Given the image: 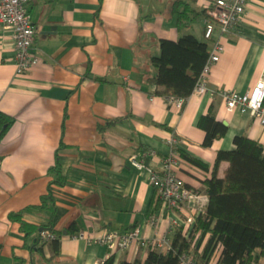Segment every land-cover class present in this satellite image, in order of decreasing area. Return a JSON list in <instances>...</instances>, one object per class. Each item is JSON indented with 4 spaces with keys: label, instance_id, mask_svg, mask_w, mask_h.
Here are the masks:
<instances>
[{
    "label": "crops",
    "instance_id": "obj_1",
    "mask_svg": "<svg viewBox=\"0 0 264 264\" xmlns=\"http://www.w3.org/2000/svg\"><path fill=\"white\" fill-rule=\"evenodd\" d=\"M206 2L31 0L38 61L23 73L15 66L11 32L0 26V264H101L110 256L108 249L75 238L80 230L98 236L140 226L152 236L148 216L157 194L146 169L160 167L173 137L178 140L174 150L178 146L207 167L180 157L179 174L196 188L211 176L217 151L234 147V136L264 146V124L248 113L229 112L221 95L244 93L264 79V0H248L242 22L223 37L225 49L211 67L205 93L192 92L177 108L149 81L156 73L150 59L159 55V40L191 34L205 41ZM182 11L195 17L178 28ZM209 109L227 130L203 147L197 121ZM55 152L65 183L51 187L54 212L30 209L47 191ZM134 153L145 154L144 170L129 164ZM227 166L219 163V178ZM18 211L33 228L51 224L59 240L56 256L50 242L32 248L36 230L25 235L19 222L9 219ZM147 252L132 245L112 254L113 264L144 261ZM254 263L264 264V255Z\"/></svg>",
    "mask_w": 264,
    "mask_h": 264
},
{
    "label": "trees",
    "instance_id": "obj_2",
    "mask_svg": "<svg viewBox=\"0 0 264 264\" xmlns=\"http://www.w3.org/2000/svg\"><path fill=\"white\" fill-rule=\"evenodd\" d=\"M193 17L195 14L189 16L185 11L177 12L178 28L185 26ZM159 50V55L150 59L156 73L149 81L156 87H161L155 93L165 98H183L185 101L192 93L207 59L208 43L191 34H184L175 41L159 40ZM197 126L204 131L201 143L203 147H210L227 130L225 125L215 120L211 109L198 118ZM233 145L231 150L217 151L212 174L202 181L209 202L204 217L197 219L196 227L201 229L203 235L206 232L210 235L201 253L194 250L196 264H207L217 243L221 245L217 264H246L264 255V146L245 135L234 136ZM175 151L187 162L207 169L200 160L189 156L178 146H175ZM221 161H227L228 166L224 176L219 178L217 168ZM47 173L51 176L47 191L40 197L39 204L29 207L30 209L45 208L54 212L51 187L65 183L57 152ZM159 206L160 200L157 198L151 206V212L159 209ZM9 219L18 221L20 230L25 235L36 230L31 245L36 250H40L45 243L40 232L49 230L54 235V238L48 240L52 255L58 254V235L51 224L33 228L21 219L20 211L9 214ZM69 229L76 231L73 226ZM171 246L172 250L168 253L149 249L144 261L121 260L118 264H179L178 255L189 251L190 244L177 230L173 234ZM113 260L110 255L101 264H113Z\"/></svg>",
    "mask_w": 264,
    "mask_h": 264
},
{
    "label": "built area",
    "instance_id": "obj_3",
    "mask_svg": "<svg viewBox=\"0 0 264 264\" xmlns=\"http://www.w3.org/2000/svg\"><path fill=\"white\" fill-rule=\"evenodd\" d=\"M31 0H0V26L11 32L15 66L23 73L33 68L38 61L32 44L35 29L30 21L28 5ZM248 0H207L203 9V38L211 44L208 56L193 88V93L201 95L207 91V77L211 67L219 60L225 49L223 37L237 29L242 22ZM226 109L240 113H248L260 124H264V79L258 80L254 86L244 92L223 91ZM167 100L177 108H181L184 99L168 97ZM1 115V114H0ZM178 140L170 141L171 152L161 159L158 169H146L148 183L155 189L160 200L159 211L151 212L148 222L153 226L152 236H145L140 226H133L125 231L109 230L98 236L86 231H78L74 237L86 242L104 245L110 255L129 250L132 245L146 250L154 249L168 253L172 250V235L178 230L180 236L190 244V250L178 255L179 264H196L194 250L201 253L204 245L202 231L196 227L197 219L204 217L209 197L203 188L193 187L181 177L180 156L174 150ZM173 147V148H172ZM143 153H134L129 157V164L137 170H144ZM164 214H168L166 226L158 225ZM44 242L54 238L49 230L40 232ZM221 251L217 243L207 264H217ZM246 264H255L253 261Z\"/></svg>",
    "mask_w": 264,
    "mask_h": 264
}]
</instances>
